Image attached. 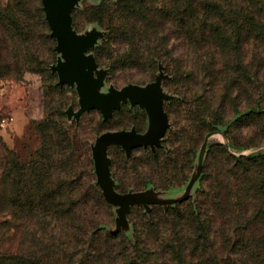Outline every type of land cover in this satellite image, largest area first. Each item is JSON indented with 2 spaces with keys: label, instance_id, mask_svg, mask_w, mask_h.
I'll list each match as a JSON object with an SVG mask.
<instances>
[{
  "label": "trees",
  "instance_id": "16d2710c",
  "mask_svg": "<svg viewBox=\"0 0 264 264\" xmlns=\"http://www.w3.org/2000/svg\"><path fill=\"white\" fill-rule=\"evenodd\" d=\"M92 12L107 22L115 53L110 65L154 70L174 42L199 56L209 97L199 100L193 91L186 110L199 139L222 123L224 103L235 105L247 78L248 136L240 144L231 131L229 142L235 148L264 144V0H103ZM36 15L38 25L31 24L23 0L0 6V76L46 67L51 37L41 7ZM103 56L97 48V61ZM176 63L177 73L187 72V64ZM200 105L202 113H194ZM234 112L240 113L235 106ZM35 130L40 143L30 164L9 152L1 158L0 244L14 239L15 247L0 249V264H264V152L237 158L223 149L196 205L183 200L166 210L154 205L139 217L131 213L129 238L110 227L111 206L93 186L91 170L88 185L80 182L65 132L49 122ZM184 147L167 154L157 149L146 155L147 164L161 169L170 164V152L184 155Z\"/></svg>",
  "mask_w": 264,
  "mask_h": 264
},
{
  "label": "rangeland",
  "instance_id": "374dc122",
  "mask_svg": "<svg viewBox=\"0 0 264 264\" xmlns=\"http://www.w3.org/2000/svg\"><path fill=\"white\" fill-rule=\"evenodd\" d=\"M15 1L18 0H0V6L4 9L9 3ZM108 1L115 2L116 0ZM23 2L29 21L31 24L38 25L39 19L36 13L40 7L43 9L41 0H23ZM102 2L103 0H77L71 10L72 28L77 34L84 36L92 31L101 32L93 47L86 52L95 58L96 69L94 72L97 70L104 71L103 85L99 91L106 92L110 87L120 89L128 84L145 86L155 79L159 72L158 65H162L164 77L161 81V88L169 96L163 102L169 127L158 147L153 150L149 146L134 147L129 154H126L122 146L119 145L107 147L106 154L109 159V172L113 180V189L120 194L137 193L136 196L144 198H161L162 196L172 198L181 196L190 183L195 180L190 196L186 200L196 205L199 196L205 195L213 182L217 162L223 149L230 156L237 158L264 152V144L251 148H235L230 145L229 134H227L233 131V135L240 144H244L245 137L248 136L245 120H243L246 114L244 99L248 90L247 78L240 81L241 88L239 87L238 90L240 96L235 101V105L224 103L225 116L222 123L216 125L199 139V132L194 127L193 121L187 119L186 116V110L189 108L187 101L190 98L193 100V91H197L199 100H203L202 95L207 99L209 97L206 92L208 87H205V80L207 79L203 73L204 65L201 60L199 61V56L191 54L190 51L181 47L180 43L174 42L170 55L161 52V60H157V66L154 70L150 71L141 64L132 68L110 65V58L113 59L115 53L114 49L112 50L113 47H109L111 41H107L109 33L107 22L104 20L101 24L97 19H94L92 12ZM48 29L51 37V50L47 51L45 57L47 65L42 72L20 73L19 70L18 73L11 71L0 76V174L2 173L1 158L8 152L13 155L14 159L27 163V165L35 159L40 143L35 127L41 122H49L54 127L63 130L68 137L69 147L67 149L73 152V162L71 163L76 167L77 173L80 174L82 180L80 182L88 185L89 180L86 176L91 170L93 186L102 192L96 181L92 158V148L96 138L107 131L134 130L144 133L149 128V119L143 108L133 105L129 101L121 103L107 120L103 119L101 112L97 109L84 112L78 120L68 115V109L76 111L79 108V97L75 85L59 84L57 73L51 70V65H55L57 60L62 58V54L55 50L56 39L51 35L49 26ZM99 47L102 48L105 56H103V60L97 61L95 50ZM242 51L249 56L246 46L242 48ZM7 59L13 62L12 58L8 57ZM177 60L182 68L186 67L187 64V72H176ZM259 79L261 87H263L260 100L264 104V72L260 74ZM214 105H219V101L215 100ZM234 106L240 112L236 116ZM191 110H193L192 106ZM194 113H202L201 105L194 109ZM10 117H13L12 122L7 125L1 124L2 119ZM235 127L241 128L236 131L232 129ZM207 136L208 140L204 144V139ZM182 144L185 146V154H172L170 152L168 154L171 158L169 165L157 169L153 162L147 164L146 155L152 156L157 149L163 148L167 154L169 151L181 147ZM173 160L174 162H172ZM131 164L134 165V170L129 169ZM102 174L110 188L104 165H102ZM144 191H153L157 194L139 193ZM105 201L108 202L106 199ZM262 201L263 199L259 197L258 206L262 204ZM119 204L121 219L118 221V225L122 229L119 232L130 238L133 234V226L130 221L131 213L134 217H139L141 214H148L151 209L146 211L141 204H132L126 214L129 222L128 228V222L122 217L125 203L120 201ZM109 205L113 216L110 227L115 229V208L110 203ZM153 206L151 205V208ZM157 206L163 208L161 205ZM12 241L11 243L14 244ZM11 243L0 244V249H14L15 246Z\"/></svg>",
  "mask_w": 264,
  "mask_h": 264
},
{
  "label": "water",
  "instance_id": "95a60500",
  "mask_svg": "<svg viewBox=\"0 0 264 264\" xmlns=\"http://www.w3.org/2000/svg\"><path fill=\"white\" fill-rule=\"evenodd\" d=\"M41 2L51 35L56 39L55 50L62 54V58H59L55 65H51V70L57 73L59 84L75 85L79 97V108L76 111L68 109L67 114L78 120L84 112L97 109L101 112L103 119L107 120L121 103L129 101L143 108L149 119V128L144 133L134 130L107 131L96 138L92 148L96 181L104 198L115 208V230H122L118 225L121 219L120 201L125 203L122 217L128 222L126 214L132 204H141L146 211H149L151 205L155 204L161 205L166 210L169 205L186 200L190 196L195 180L179 197L144 198L136 196L137 193L120 194L116 192L113 189V180L109 172V159L106 154L109 145L122 146L126 154H129L132 148L139 146H149L153 150L160 145L169 127L168 116L163 107L164 100L169 96L161 88V81L164 77L162 65H158L159 72L155 79L145 86L128 84L120 89L110 87L106 92L99 91L103 85L104 71L94 72L95 58L86 52L93 47L101 32L92 31L84 36L75 32L71 24V10L77 0H41ZM207 140L208 136L205 137L204 144ZM102 165L105 166L110 188L102 174ZM139 193L157 194L153 191Z\"/></svg>",
  "mask_w": 264,
  "mask_h": 264
},
{
  "label": "built area",
  "instance_id": "2783aa9c",
  "mask_svg": "<svg viewBox=\"0 0 264 264\" xmlns=\"http://www.w3.org/2000/svg\"><path fill=\"white\" fill-rule=\"evenodd\" d=\"M13 121V117H10V118H4L1 120V124L2 125H7L8 123L12 122Z\"/></svg>",
  "mask_w": 264,
  "mask_h": 264
},
{
  "label": "flooded vegetation",
  "instance_id": "af4514ba",
  "mask_svg": "<svg viewBox=\"0 0 264 264\" xmlns=\"http://www.w3.org/2000/svg\"><path fill=\"white\" fill-rule=\"evenodd\" d=\"M139 133V132H138Z\"/></svg>",
  "mask_w": 264,
  "mask_h": 264
}]
</instances>
